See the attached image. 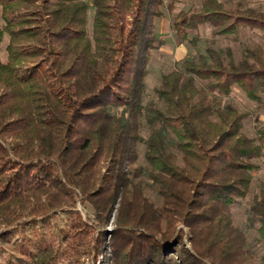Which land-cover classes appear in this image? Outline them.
<instances>
[{
  "label": "trees",
  "instance_id": "1",
  "mask_svg": "<svg viewBox=\"0 0 264 264\" xmlns=\"http://www.w3.org/2000/svg\"><path fill=\"white\" fill-rule=\"evenodd\" d=\"M91 4L89 33L85 0H0V239L18 237L13 264H90L106 250L112 264H251L230 207L259 168L264 124L247 136L249 112L222 96L236 85L264 109V50L248 48L235 62L209 46L162 73L163 106L144 103L147 63L163 45L153 19L164 0ZM204 24L219 36L247 27L264 37V10L201 0L170 28L195 44L189 32ZM143 120L160 205L135 181ZM61 213L71 217L62 247L42 237L31 245L12 229ZM246 222L264 242V182Z\"/></svg>",
  "mask_w": 264,
  "mask_h": 264
},
{
  "label": "rangeland",
  "instance_id": "2",
  "mask_svg": "<svg viewBox=\"0 0 264 264\" xmlns=\"http://www.w3.org/2000/svg\"><path fill=\"white\" fill-rule=\"evenodd\" d=\"M88 4L87 9V29L91 33L92 16L94 7L91 0H85ZM201 0H164L161 6L162 16L153 19L154 31L157 37L162 39L163 45L151 51L150 59L147 63V76L145 78V90L143 94V102L153 100L157 105L163 106V103L158 99L156 87L161 82L162 73L171 70L187 58H196L200 54L205 55L207 47H213L227 59L228 52L235 62L240 61L248 54L247 49L255 46H260L264 50V37L262 32L256 29L241 27L233 36H219L213 33V27L209 24L199 26L197 29L189 32V39L196 38V43L192 44L188 41L180 42L175 33L171 30L172 17L179 10H190L197 8ZM226 6L239 0H222ZM242 6H253L264 10V2L260 0H240ZM6 39L3 40L0 47V57L2 60L6 58L4 46ZM223 102L229 103L237 107L239 110L249 112V116L244 121L243 131L249 136H254V129L259 125L264 124V109L258 103L248 99L245 93L236 85L231 88L227 95H223ZM264 100V96L262 97ZM150 129L143 120V125L140 130L141 140L138 142L137 151L138 157L136 165L140 167L141 173L135 181L140 180L143 185V191L146 196L152 198L156 205L161 204V197L157 193L155 186L149 179V166L143 157L145 151V139L147 138ZM259 168L252 172V181L248 193L243 198H237L231 205L230 212L232 221L239 226L245 233L249 254L247 261L251 264H262V255L264 254V242L259 239L254 228L248 226L246 218L250 212V205L254 196L258 193L260 184L264 182V148L261 156L257 159ZM81 215L85 217V210L77 204ZM71 220L70 215L61 213L58 214L50 223L37 219L36 221L26 220L23 230L20 232L19 225L14 229L23 236H28L31 239V245L38 238L42 237L45 242H53V244L62 247L64 246V238L62 228ZM111 223L107 228H111ZM61 228H60V227ZM186 231V229H184ZM18 241L17 236H9L8 234L3 240L0 239V264H13L15 253L10 250L11 242ZM185 246H189L187 237L184 238ZM106 250L102 255L90 264H112L110 255ZM87 263L86 256H83Z\"/></svg>",
  "mask_w": 264,
  "mask_h": 264
}]
</instances>
